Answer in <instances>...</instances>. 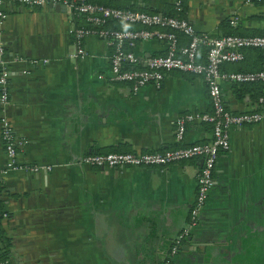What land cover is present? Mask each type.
<instances>
[{
  "label": "crops",
  "instance_id": "0c3cea01",
  "mask_svg": "<svg viewBox=\"0 0 264 264\" xmlns=\"http://www.w3.org/2000/svg\"><path fill=\"white\" fill-rule=\"evenodd\" d=\"M94 1L179 12V0ZM180 1L181 16L200 33L264 34V0ZM4 11L0 41L10 99L0 111V209L6 213L0 249L12 264H164L189 225L202 161L100 168L80 160L211 141L212 125L197 120L187 124L183 141L176 137L179 116L211 111L205 80L175 70L162 88L133 92L129 82L112 79L113 48L104 39L87 36V55L74 56L72 29L89 24L73 8L7 4ZM134 51L141 57L163 54L166 43L142 41ZM237 66L224 64L222 70ZM221 85L233 112L258 109L254 93L238 92L226 80ZM4 116L19 139L18 161L51 170H8ZM214 180L200 223L182 241L174 263L264 264V119L231 129L230 148L220 154Z\"/></svg>",
  "mask_w": 264,
  "mask_h": 264
},
{
  "label": "built area",
  "instance_id": "2783aa9c",
  "mask_svg": "<svg viewBox=\"0 0 264 264\" xmlns=\"http://www.w3.org/2000/svg\"><path fill=\"white\" fill-rule=\"evenodd\" d=\"M19 4L25 6H45L63 4L73 8L78 14L86 17L89 26L75 27L72 34L75 39V57L86 56L84 40L89 35H96L112 46L111 54L112 79L129 82L133 92L152 85L162 88L167 73L181 71L202 77L208 87L212 109L210 112L184 114L177 118L176 137L183 141L187 124L193 121L206 122L213 127V138L209 142L182 145L162 151L148 152H110L88 154L80 162L92 167H155L167 166L182 161L200 159L201 169L198 174V191L190 211L188 227L183 230L171 246L170 255L164 264H175L173 258L178 254L182 241L190 231L197 227L201 214L207 204L209 194L214 186V172L220 154L227 151L231 144V129L257 124L264 119V87L258 97L260 111L233 112L225 103L222 81L252 83L264 82V69L257 71L224 72L226 63H238L245 58L244 50L250 48L264 49L263 35L225 34L221 36L200 33L186 18L163 12H148L140 9H125L105 6L88 0H0V25L5 19L4 6ZM176 8H182V2H176ZM119 24L111 28L110 22ZM237 22V18L235 20ZM140 26L138 29L130 26ZM181 36L188 41L181 42ZM151 39L164 41L166 52L163 54L141 57L134 51L138 42ZM202 49L205 60H201ZM5 44L0 41V111L9 103V69L3 60ZM33 63H40L33 60ZM49 60H42L47 64ZM2 138L9 156L8 170H25L38 172L41 169L51 170L52 166L22 164L18 161L17 145L13 125L6 116L1 121ZM0 216L6 213L0 209ZM1 253V251H0ZM0 264H12L0 254Z\"/></svg>",
  "mask_w": 264,
  "mask_h": 264
},
{
  "label": "trees",
  "instance_id": "16d2710c",
  "mask_svg": "<svg viewBox=\"0 0 264 264\" xmlns=\"http://www.w3.org/2000/svg\"><path fill=\"white\" fill-rule=\"evenodd\" d=\"M88 1L92 2V3H96V4L105 5V4H102L99 2H95L94 0H88ZM105 6H110V5H105ZM112 7L123 8L122 6H112ZM125 9H131V8H125ZM177 10L179 11L178 13H176V14L171 13L170 15H174V16L184 18L180 14L182 12V8L177 9ZM109 26L111 28H118L119 24L117 22L111 21ZM130 28L138 29V28H140V26H130ZM226 34H241V33L236 32L235 30H230L229 32H226ZM241 35H244V34H241ZM244 53H245V58L242 61L238 62V66L234 71H257V70H263L264 69V49L263 48L246 49V50H244ZM250 58H255L260 63H255V62L250 63ZM226 64H234V63H226ZM232 84L237 88L238 92H243V93L252 92V93H254L255 94L254 97L256 98V101H258V97L261 93V90L264 87V82H252V83L232 82ZM257 110L260 111L261 108L258 107ZM1 218H2V216H0V219ZM2 233H3V231H2V228L0 226V236H2ZM0 251H1V253H0L1 257L9 260V257L7 256V252L2 251L1 249H0Z\"/></svg>",
  "mask_w": 264,
  "mask_h": 264
},
{
  "label": "water",
  "instance_id": "95a60500",
  "mask_svg": "<svg viewBox=\"0 0 264 264\" xmlns=\"http://www.w3.org/2000/svg\"><path fill=\"white\" fill-rule=\"evenodd\" d=\"M56 7H65V8H66V5H63V4H56Z\"/></svg>",
  "mask_w": 264,
  "mask_h": 264
}]
</instances>
